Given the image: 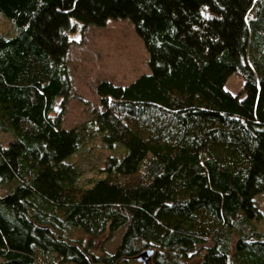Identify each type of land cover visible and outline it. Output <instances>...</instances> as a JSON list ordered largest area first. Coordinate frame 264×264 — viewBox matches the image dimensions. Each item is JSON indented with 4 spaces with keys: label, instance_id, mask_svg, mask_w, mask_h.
Wrapping results in <instances>:
<instances>
[{
    "label": "trees",
    "instance_id": "16d2710c",
    "mask_svg": "<svg viewBox=\"0 0 264 264\" xmlns=\"http://www.w3.org/2000/svg\"><path fill=\"white\" fill-rule=\"evenodd\" d=\"M0 12L19 29L0 37V264H130L146 250L147 264H193L198 245L194 264H264V0H0ZM109 18L131 21L150 71L99 79V109L63 127L69 34ZM232 74L243 96L225 88ZM92 135L112 154L89 177L72 159ZM115 232V250L95 254Z\"/></svg>",
    "mask_w": 264,
    "mask_h": 264
},
{
    "label": "rangeland",
    "instance_id": "374dc122",
    "mask_svg": "<svg viewBox=\"0 0 264 264\" xmlns=\"http://www.w3.org/2000/svg\"><path fill=\"white\" fill-rule=\"evenodd\" d=\"M78 26L76 31L69 34L71 40L68 58L71 82L73 85L72 97H69L63 106L58 107L61 112L63 127L81 125L93 117L99 109L98 98L94 93L96 82L99 79H111L114 84L127 85L141 74L149 73L148 53L143 41L136 34L134 26L127 18H109L103 26H88L85 31ZM19 29L12 20L0 12V37H12ZM244 79L238 74L228 77L225 88L235 95L243 96ZM57 107V108H58ZM8 136L1 140L8 141ZM112 154V149H104L99 137L89 136L79 153L72 159L76 162L83 176L92 177L104 162L106 155ZM260 218L255 222L264 233V197L259 200ZM88 237L83 233H74V237ZM121 232L112 235H102L95 240L93 252L102 255L113 252L117 247ZM210 243L205 244L208 246ZM196 246V256L191 262L200 260L199 248ZM130 264H141L129 261ZM73 264V263H65Z\"/></svg>",
    "mask_w": 264,
    "mask_h": 264
},
{
    "label": "water",
    "instance_id": "95a60500",
    "mask_svg": "<svg viewBox=\"0 0 264 264\" xmlns=\"http://www.w3.org/2000/svg\"><path fill=\"white\" fill-rule=\"evenodd\" d=\"M152 254V250H146L141 252L139 255L136 256V259L141 263V264H147L148 261L150 260V255Z\"/></svg>",
    "mask_w": 264,
    "mask_h": 264
}]
</instances>
